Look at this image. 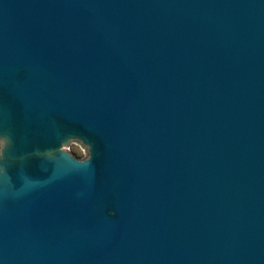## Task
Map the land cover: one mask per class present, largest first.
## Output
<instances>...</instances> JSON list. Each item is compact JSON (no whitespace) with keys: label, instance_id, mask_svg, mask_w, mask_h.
<instances>
[{"label":"water","instance_id":"obj_1","mask_svg":"<svg viewBox=\"0 0 264 264\" xmlns=\"http://www.w3.org/2000/svg\"><path fill=\"white\" fill-rule=\"evenodd\" d=\"M0 139V264H264V0H0Z\"/></svg>","mask_w":264,"mask_h":264},{"label":"rangeland","instance_id":"obj_2","mask_svg":"<svg viewBox=\"0 0 264 264\" xmlns=\"http://www.w3.org/2000/svg\"><path fill=\"white\" fill-rule=\"evenodd\" d=\"M67 149L77 157H82L84 155V148L77 142H71Z\"/></svg>","mask_w":264,"mask_h":264},{"label":"clouds","instance_id":"obj_3","mask_svg":"<svg viewBox=\"0 0 264 264\" xmlns=\"http://www.w3.org/2000/svg\"><path fill=\"white\" fill-rule=\"evenodd\" d=\"M4 144H5V141L3 139H0V149L3 148Z\"/></svg>","mask_w":264,"mask_h":264}]
</instances>
